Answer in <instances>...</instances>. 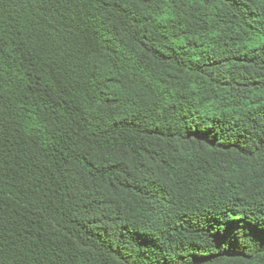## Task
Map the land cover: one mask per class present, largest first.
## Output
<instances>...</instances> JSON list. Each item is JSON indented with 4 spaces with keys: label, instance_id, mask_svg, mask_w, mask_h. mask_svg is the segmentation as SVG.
<instances>
[{
    "label": "trees",
    "instance_id": "1",
    "mask_svg": "<svg viewBox=\"0 0 264 264\" xmlns=\"http://www.w3.org/2000/svg\"><path fill=\"white\" fill-rule=\"evenodd\" d=\"M0 264H264V0H0Z\"/></svg>",
    "mask_w": 264,
    "mask_h": 264
}]
</instances>
